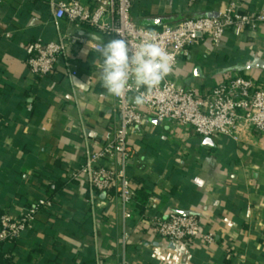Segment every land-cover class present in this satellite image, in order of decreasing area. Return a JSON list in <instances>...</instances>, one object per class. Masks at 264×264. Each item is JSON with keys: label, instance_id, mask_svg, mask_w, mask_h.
<instances>
[{"label": "crops", "instance_id": "crops-1", "mask_svg": "<svg viewBox=\"0 0 264 264\" xmlns=\"http://www.w3.org/2000/svg\"><path fill=\"white\" fill-rule=\"evenodd\" d=\"M50 1L0 4V212L38 199L52 203L4 247L11 264H264V135L245 126L236 140L190 130L171 135L163 123L133 129L126 172L137 188L126 222L114 190L103 196L71 180L87 147L98 149L117 115L97 79L98 52L69 48L51 75L30 72L35 40L53 41L66 30L99 36L55 22ZM229 3L244 14L264 10V0H133L132 18L155 30L214 16ZM236 75L264 82V24L241 40L227 35L219 47L206 40L191 47L167 79L206 93ZM169 211L196 216L213 243L157 239L143 218Z\"/></svg>", "mask_w": 264, "mask_h": 264}, {"label": "built area", "instance_id": "built-area-1", "mask_svg": "<svg viewBox=\"0 0 264 264\" xmlns=\"http://www.w3.org/2000/svg\"><path fill=\"white\" fill-rule=\"evenodd\" d=\"M49 7L55 22L65 20L69 27L86 28L109 40L121 38L116 32L120 30L130 43L136 44L146 32L154 31L161 46L174 57L172 70L189 56L191 47L205 40L219 47L227 35L241 40L264 24V10L257 15L244 14L235 3H229L214 16L155 30L133 20V0H51ZM90 39V35L72 34L67 30L59 31L53 41L37 39L30 45L26 64L37 78L47 77L69 48H89ZM132 95L124 100L113 97L117 122L103 135L98 149L87 147L85 158L71 174L72 181L91 193L106 196L114 190L125 222L133 217L130 205L137 188L126 172L132 155L128 136L133 129L149 126L155 120L166 124L171 135L178 130H190L202 138L220 136L236 140L242 126L264 135V82L257 83L251 77L232 76L206 93L179 87L166 77L147 94L142 106L132 102ZM51 207L49 200L38 199L17 212H0V250L14 243L22 231L33 225L39 213ZM143 222L157 239L175 246L196 241L209 245L214 240L212 234L203 233L200 220L194 215L169 211L158 217L146 216ZM127 241L128 235L123 233V245Z\"/></svg>", "mask_w": 264, "mask_h": 264}, {"label": "clouds", "instance_id": "clouds-1", "mask_svg": "<svg viewBox=\"0 0 264 264\" xmlns=\"http://www.w3.org/2000/svg\"><path fill=\"white\" fill-rule=\"evenodd\" d=\"M116 32L121 38L103 43V37L92 35L88 42V47L99 53L94 61L99 70L97 79L107 95L124 100L133 93L132 102L142 106L147 94L172 72L174 57L161 46L154 31L146 32L136 44L130 43L120 30Z\"/></svg>", "mask_w": 264, "mask_h": 264}, {"label": "trees", "instance_id": "trees-1", "mask_svg": "<svg viewBox=\"0 0 264 264\" xmlns=\"http://www.w3.org/2000/svg\"><path fill=\"white\" fill-rule=\"evenodd\" d=\"M59 186L62 185V183L58 184ZM4 247L0 250V264H11L10 257L5 259L4 256L8 255V253L3 252Z\"/></svg>", "mask_w": 264, "mask_h": 264}, {"label": "water", "instance_id": "water-1", "mask_svg": "<svg viewBox=\"0 0 264 264\" xmlns=\"http://www.w3.org/2000/svg\"><path fill=\"white\" fill-rule=\"evenodd\" d=\"M151 123L158 124V122L155 121V120H151ZM204 143H205V144H210L209 139H205V142H204Z\"/></svg>", "mask_w": 264, "mask_h": 264}]
</instances>
